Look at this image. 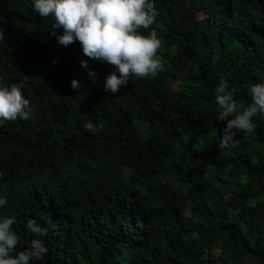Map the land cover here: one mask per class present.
<instances>
[{
    "label": "trees",
    "instance_id": "1",
    "mask_svg": "<svg viewBox=\"0 0 264 264\" xmlns=\"http://www.w3.org/2000/svg\"><path fill=\"white\" fill-rule=\"evenodd\" d=\"M155 7L140 31L156 30L164 68L113 95L110 64L79 41L61 45L32 0H0V84L23 85L33 108L0 125V221L15 218L16 253L44 241L47 254L30 264H264V115L220 148L227 121L214 91L227 80L240 112L249 86L264 83V0ZM88 120L102 131H87ZM206 133L218 141L196 143ZM29 219L47 235L30 234Z\"/></svg>",
    "mask_w": 264,
    "mask_h": 264
},
{
    "label": "clouds",
    "instance_id": "2",
    "mask_svg": "<svg viewBox=\"0 0 264 264\" xmlns=\"http://www.w3.org/2000/svg\"><path fill=\"white\" fill-rule=\"evenodd\" d=\"M33 10L43 19L51 17L54 21L50 35L68 47L80 42L83 54L91 60L106 62L114 71L105 78V91L113 95L118 93L133 78H150L158 75L164 68L159 57L162 41L155 29L148 35L140 30L151 28L158 15L155 0H32ZM63 34H57V29ZM4 33L0 30V48H4ZM81 66L89 68L88 60H82ZM93 82H97V73L89 70ZM264 79V76L261 77ZM73 89L79 88V81L73 80ZM23 85L0 84V125L5 121L17 119L29 120L33 108L30 100L22 92ZM227 80H221L215 88V101L219 106L217 120L227 121L220 138V148L234 147L237 133L254 134L256 125L253 118L264 115V83L249 86L252 103L238 112L234 98L235 87ZM83 127L92 133L102 131V125L88 120ZM8 203L0 198V206ZM15 218L0 221V264H30L42 259L48 252L42 239H33L27 250L16 253L19 237L13 230ZM27 230L36 237L47 235L46 228L35 220L29 219Z\"/></svg>",
    "mask_w": 264,
    "mask_h": 264
},
{
    "label": "rangeland",
    "instance_id": "3",
    "mask_svg": "<svg viewBox=\"0 0 264 264\" xmlns=\"http://www.w3.org/2000/svg\"><path fill=\"white\" fill-rule=\"evenodd\" d=\"M201 18H205L206 15L204 13L200 14ZM89 70H93V66L89 65V68L87 69V77L93 82V78L89 76ZM94 83V82H93ZM94 84H99L98 81L95 82ZM100 85V84H99ZM178 88V83L174 85V89ZM218 141V137L215 133H206L198 136L196 143H205L206 145H214ZM187 213L190 214L191 211L190 209L187 210Z\"/></svg>",
    "mask_w": 264,
    "mask_h": 264
}]
</instances>
